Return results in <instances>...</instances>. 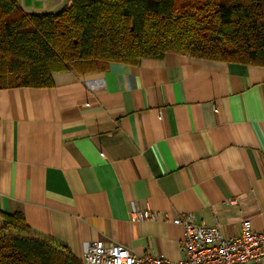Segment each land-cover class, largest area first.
<instances>
[{
    "label": "crops",
    "instance_id": "crops-1",
    "mask_svg": "<svg viewBox=\"0 0 264 264\" xmlns=\"http://www.w3.org/2000/svg\"><path fill=\"white\" fill-rule=\"evenodd\" d=\"M53 79L0 88V224L20 211L80 260L97 239L182 259L184 212L264 231V66L170 52Z\"/></svg>",
    "mask_w": 264,
    "mask_h": 264
},
{
    "label": "trees",
    "instance_id": "trees-1",
    "mask_svg": "<svg viewBox=\"0 0 264 264\" xmlns=\"http://www.w3.org/2000/svg\"><path fill=\"white\" fill-rule=\"evenodd\" d=\"M170 52L264 66V0H72L40 13L0 0V88L50 87L55 72L82 75ZM0 264L82 262L17 211L2 214Z\"/></svg>",
    "mask_w": 264,
    "mask_h": 264
},
{
    "label": "built area",
    "instance_id": "built-area-1",
    "mask_svg": "<svg viewBox=\"0 0 264 264\" xmlns=\"http://www.w3.org/2000/svg\"><path fill=\"white\" fill-rule=\"evenodd\" d=\"M49 1V0H43ZM26 13L54 12L70 6L72 0H54L47 8L31 10L25 0H16ZM244 198H229L228 202H239ZM152 210L134 208L133 220L155 218ZM174 223L185 228L181 240V250L185 257L170 260L163 255L147 252L136 255L130 248L116 243H105L97 239L87 242L82 256V264H263L264 231L257 230L251 220L241 221L240 231L225 235L221 223L206 224L196 219L192 212H184L173 219Z\"/></svg>",
    "mask_w": 264,
    "mask_h": 264
},
{
    "label": "rangeland",
    "instance_id": "rangeland-1",
    "mask_svg": "<svg viewBox=\"0 0 264 264\" xmlns=\"http://www.w3.org/2000/svg\"><path fill=\"white\" fill-rule=\"evenodd\" d=\"M53 1L54 0H25V6L31 10H39L50 6Z\"/></svg>",
    "mask_w": 264,
    "mask_h": 264
}]
</instances>
